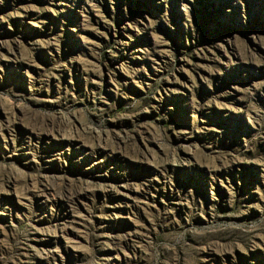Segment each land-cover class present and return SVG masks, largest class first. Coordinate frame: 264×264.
<instances>
[{"label":"rangeland","instance_id":"rangeland-1","mask_svg":"<svg viewBox=\"0 0 264 264\" xmlns=\"http://www.w3.org/2000/svg\"><path fill=\"white\" fill-rule=\"evenodd\" d=\"M0 264H264V0H0Z\"/></svg>","mask_w":264,"mask_h":264}]
</instances>
